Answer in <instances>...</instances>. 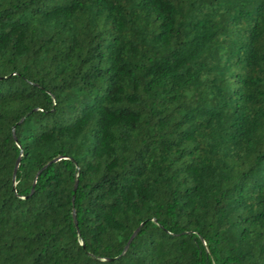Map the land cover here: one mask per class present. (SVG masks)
Listing matches in <instances>:
<instances>
[{"label": "trees", "instance_id": "16d2710c", "mask_svg": "<svg viewBox=\"0 0 264 264\" xmlns=\"http://www.w3.org/2000/svg\"><path fill=\"white\" fill-rule=\"evenodd\" d=\"M0 264H264V0H0Z\"/></svg>", "mask_w": 264, "mask_h": 264}]
</instances>
